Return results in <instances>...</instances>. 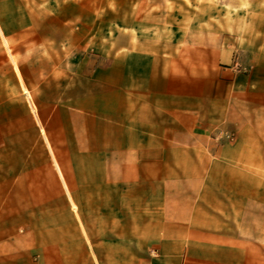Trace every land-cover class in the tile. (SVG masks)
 Returning a JSON list of instances; mask_svg holds the SVG:
<instances>
[{"label":"crops","instance_id":"0c3cea01","mask_svg":"<svg viewBox=\"0 0 264 264\" xmlns=\"http://www.w3.org/2000/svg\"><path fill=\"white\" fill-rule=\"evenodd\" d=\"M0 264H264V0H0Z\"/></svg>","mask_w":264,"mask_h":264},{"label":"rangeland","instance_id":"374dc122","mask_svg":"<svg viewBox=\"0 0 264 264\" xmlns=\"http://www.w3.org/2000/svg\"><path fill=\"white\" fill-rule=\"evenodd\" d=\"M88 35H89V37L90 36H92V33H87V32H82V31H78L77 32V40L78 41H84L87 37H88ZM88 37V38H89ZM220 134H222V135H226L227 137H232V134L231 133H227V132H223V133H220Z\"/></svg>","mask_w":264,"mask_h":264}]
</instances>
